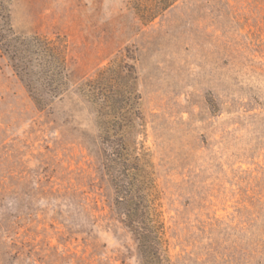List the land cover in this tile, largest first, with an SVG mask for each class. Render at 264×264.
Returning a JSON list of instances; mask_svg holds the SVG:
<instances>
[{"label": "rangeland", "instance_id": "rangeland-1", "mask_svg": "<svg viewBox=\"0 0 264 264\" xmlns=\"http://www.w3.org/2000/svg\"><path fill=\"white\" fill-rule=\"evenodd\" d=\"M16 31L67 42L69 86L40 108L0 50V264H143L114 208L87 80L134 53L170 264H264V0H12Z\"/></svg>", "mask_w": 264, "mask_h": 264}, {"label": "trees", "instance_id": "trees-1", "mask_svg": "<svg viewBox=\"0 0 264 264\" xmlns=\"http://www.w3.org/2000/svg\"><path fill=\"white\" fill-rule=\"evenodd\" d=\"M0 0V50L24 82L40 108L49 106L69 86L67 42L60 36L25 34L15 30L10 3ZM179 0H132L144 22H151ZM134 53L124 51L81 86L94 104L103 146V168L111 176L118 218L137 240L143 264H170L164 241V223L156 208L154 172L146 152L127 142L128 132L143 119Z\"/></svg>", "mask_w": 264, "mask_h": 264}]
</instances>
